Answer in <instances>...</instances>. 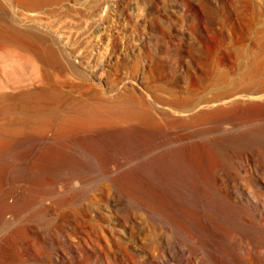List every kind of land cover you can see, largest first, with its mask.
<instances>
[{"label":"rangeland","instance_id":"1","mask_svg":"<svg viewBox=\"0 0 264 264\" xmlns=\"http://www.w3.org/2000/svg\"><path fill=\"white\" fill-rule=\"evenodd\" d=\"M0 29V264H264V0H0ZM118 99L145 119L93 120Z\"/></svg>","mask_w":264,"mask_h":264},{"label":"bare ground","instance_id":"2","mask_svg":"<svg viewBox=\"0 0 264 264\" xmlns=\"http://www.w3.org/2000/svg\"><path fill=\"white\" fill-rule=\"evenodd\" d=\"M5 28H9V27H5ZM3 29V28H2ZM1 30V29H0ZM3 30H1V32H2ZM11 31V30H10ZM8 32V31H7ZM7 32H6V34H7ZM14 32V31H13ZM2 33H5V30L2 32ZM15 33V32H14ZM13 34V33H12ZM16 34V33H15ZM19 34V33H18ZM0 35H5V34H1L0 33ZM14 36H17V35H14ZM4 37V36H3ZM23 37V36H22ZM21 37V38H22ZM3 40V39H2ZM2 42H5V41H2ZM1 42V44H3ZM7 53H9V59H8V61L7 62H9V63H13L11 66H14V67H17L18 66V63H19V61L18 60H16L15 58H12V54H11V52L10 51H8ZM12 69H13V67H12ZM7 70H9V71H11V67H8L7 68ZM127 98H125V100H126ZM125 100H122L121 99V101L118 99V101H117V103H115L114 102V104L115 105H111V106H103V107H101V106H99V107H101V108H98V109H94L93 107H92V109L93 110H97L98 112H99V116L100 117H98V118H96V119H94V117H93V120H96V122L99 120V122L100 123H109V124H116V123H121V122H125L126 120H123V119H125V118H130V121H131V119L133 120V121H135V120H137V119H135V118H138V119H145V113L143 112V111H141V110H138L137 108H134L135 107V104L133 105L130 101V103H131V105H132V107L133 108H130V107H126L127 105H128V101L126 102L127 103V105H124V104H126L125 103ZM128 100V99H127ZM129 103V104H130ZM109 104V103H108ZM98 105V104H97ZM102 105V104H101ZM105 105H106V103H105ZM129 106V105H128ZM91 108V107H90ZM95 108H96V106H95ZM86 109H87V107H86ZM89 111H90V109H88ZM93 110H91V112L93 111ZM95 111H93L94 113H95ZM107 111H108V113H107ZM92 112V114H94ZM91 114V113H90ZM96 114V113H95ZM94 114V116H96ZM98 115V114H97ZM88 119V118H87ZM90 119V118H89ZM92 119V118H91ZM90 119V120H91ZM135 119V120H134ZM87 121H89V120H87ZM92 121V120H91ZM127 121H129V119L127 120ZM69 122V121H68ZM71 122V121H70ZM78 122V121H77ZM73 123V122H72ZM92 123H94V122H92ZM68 124V123H67ZM71 124V123H70ZM75 125V124H74ZM81 125H82V123H81ZM106 125V124H105ZM65 126V125H64ZM64 126H63V128H64ZM76 127V126H75ZM61 130V129H60ZM68 130H69V128H68Z\"/></svg>","mask_w":264,"mask_h":264}]
</instances>
